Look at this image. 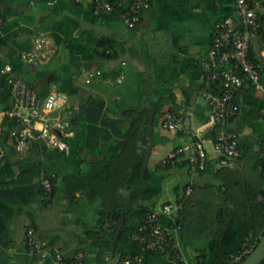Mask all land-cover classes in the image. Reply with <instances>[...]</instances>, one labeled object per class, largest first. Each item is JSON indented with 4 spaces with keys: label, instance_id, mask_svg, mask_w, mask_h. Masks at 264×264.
I'll list each match as a JSON object with an SVG mask.
<instances>
[{
    "label": "crops",
    "instance_id": "obj_1",
    "mask_svg": "<svg viewBox=\"0 0 264 264\" xmlns=\"http://www.w3.org/2000/svg\"><path fill=\"white\" fill-rule=\"evenodd\" d=\"M150 2V9L142 14L138 27L133 31L126 29L115 15L95 14L89 0L76 3L73 0L0 1V19L4 20L0 32V65L8 66L37 92L44 86L49 90L54 86L58 92L64 93L66 102L56 117L61 120L70 119L71 110L78 112L80 105L92 97L101 100L104 107L99 114H92L96 112L92 109H88L87 112L99 116L105 114L126 126L124 109L138 103L141 75H148L150 72L149 65L143 60L144 53L156 64L167 66L169 81L165 87L172 90L173 112L181 118V123L176 131H167L168 133L160 135H165L166 144L172 145L168 154L178 148L186 149L167 169L159 168L166 156L162 157L159 163H150L152 150L147 164L148 188L155 196L144 203L149 208L163 203H174L177 197L184 194L185 185L197 184L200 187L214 185L216 187L214 191L222 193L224 188L215 171L240 169L246 164L245 171L251 174L249 168L253 164L252 161L242 158L233 161L229 166L221 167L217 164L218 156H211L206 151L208 157L206 171L191 174L188 161L193 155L195 141L202 140L204 146L208 143L213 145L209 135L214 127L207 126L210 108L199 92L203 88L202 62L206 57L216 24L226 17L232 15L235 17L233 1L150 0ZM256 12L258 17H261V31L264 33V0H260ZM54 35L63 40L69 39L71 44L69 46L66 42L57 44ZM39 37H45L48 45L38 54L35 64L31 67L20 60V54L33 49L34 41ZM98 39L112 40L110 53L116 54L115 60L101 63L94 60L96 58L92 50ZM251 47L263 65L259 83L264 87V47H259L256 40H252ZM97 51H101V48ZM96 70L100 72L98 75L95 74ZM91 74L94 76L89 77ZM87 80L89 82H86ZM49 81L48 87L46 83ZM4 98V94L0 93V152L3 151L4 155L5 151L7 155L5 161L0 159V182L16 178L24 170H35L40 162L48 172L52 175L57 173L58 177L66 174L71 176L86 174L90 162L104 156L97 154L100 147L92 148L84 144L85 147L81 149L82 144L76 139L74 131L66 138L70 139L68 156L61 157L48 149L42 151L40 147L32 157L11 150L9 146L11 147L12 143L6 134L12 127V121L6 120L4 116L3 108L9 105V100L6 101ZM201 99L203 101H200ZM234 102L238 107V113L231 122V129L239 138L255 140L252 134L254 128L260 126L264 130V93L255 89L239 90L234 96ZM168 108L165 106L162 110V117L168 112ZM62 111L64 118H60ZM85 113L83 112L84 118ZM37 180L34 179V182ZM166 185L169 187H165ZM217 187L221 189L217 190ZM126 195L125 190L118 191L119 198ZM74 196L72 200L74 206L61 192L45 209L41 208L38 201L28 208L27 211H31L36 217L35 233L40 242L45 243L53 252L68 256L77 251H85L83 264H118L124 255H141V248L128 238V241L124 240L119 245L117 243L115 255L104 257L103 261L98 259L92 249L95 242L86 238L88 233L100 231L96 224L98 213L93 211V204H89L80 192H75ZM96 203L99 205V201ZM87 210L95 216V225L91 227L78 217L85 215ZM175 219L176 216L170 219L173 220L172 225L175 224ZM29 224L30 220L25 212L22 208H17L10 223L16 242V246L8 251L14 260L13 263L54 264L51 258L38 260L25 249L24 238ZM133 225L137 226L138 221L133 222ZM178 234L176 228L172 238L181 250L183 263L195 264L198 251L203 250L210 239L196 241L192 247L182 249ZM73 237H76L78 242H74ZM148 264H167V259L164 256H155L152 260L149 259Z\"/></svg>",
    "mask_w": 264,
    "mask_h": 264
},
{
    "label": "trees",
    "instance_id": "obj_2",
    "mask_svg": "<svg viewBox=\"0 0 264 264\" xmlns=\"http://www.w3.org/2000/svg\"><path fill=\"white\" fill-rule=\"evenodd\" d=\"M74 3L76 2L74 1ZM141 18L142 15L140 20ZM258 19L261 23V17ZM3 22L4 20L0 25V32ZM138 25L139 23L133 31ZM53 27L52 30H54ZM54 39L57 44L64 42L67 46L71 44L69 39L63 40L55 35ZM95 42L92 51L96 58L94 60L98 63L117 58L116 54L111 55L110 53L112 40L98 39ZM99 48L101 51H97ZM249 55L252 60L258 61L251 45ZM143 60L146 65H149L150 72L148 75H141L138 103L133 107L124 109L123 116L127 121L126 126L120 124L116 119H110L105 114L99 116L87 112L88 109H92L96 111L92 114H99L104 107L101 100L92 97L80 105L78 112L71 110L67 130L74 131L76 139H79L82 144L80 148L83 149L85 146L100 147L97 154L104 155L97 161L90 162L86 174L81 173L77 176L66 174L58 177L57 173L52 175L48 172L40 162L36 165L35 170H24L16 178L0 182V264H15L8 251L16 246L10 228L16 209L22 208L30 220L28 228L31 227L35 231L36 217L34 213L27 211L28 208L38 201L41 208L45 209L61 192L68 198L71 205H73L72 200L75 197V192H80L89 204L99 201L100 209L97 211L96 224L100 231L86 235V238L95 242L91 247L98 259L103 260L104 257L116 254L117 247L114 248V239L122 218L124 219V229L119 237L118 245L124 240L128 241L130 231L135 227L133 222L138 221L139 224L143 214L149 208L144 203L155 196V193L148 188V168L143 177L140 174L145 150L149 144L150 109L155 103L156 111L152 122L154 146L167 142L166 137L155 131L158 125V115H162L165 106L169 107L168 112L174 113L172 90L165 87L169 81L167 66L156 64L145 53ZM2 67L4 66L0 65V93L4 94V100H9V105H5L3 108L6 112L11 109L12 105L7 85L8 80L14 77H22L13 73L11 69L9 72H2ZM95 72L99 71L96 70ZM23 80L25 81V79ZM46 85L49 87L50 81ZM187 89L190 90L191 88ZM50 90L44 86L38 92L39 97L44 99ZM83 112H86L84 114L86 118L83 117ZM4 116L7 120L8 117ZM234 120L235 117L231 121ZM12 124L14 125L13 121ZM220 131L219 127L212 129L209 135L212 141L216 139ZM253 131L255 140L239 138L240 156L236 159L244 158L252 161L253 164L249 168L251 174L247 173L245 169L243 170V167L242 169L215 171V175L224 188L222 193L214 191L216 189L214 185L200 187L197 184H192V194L185 199L182 210L175 215L176 219L173 226L178 228L179 243L182 249L192 247L196 241L210 239L206 247L198 251L195 264H231L234 256L242 251L246 243L251 247L259 234L264 236V169L259 159L260 152L264 151V130L258 126ZM6 136L9 139L8 132ZM66 142L69 146L70 139H66ZM84 144L86 145L84 146ZM39 147L42 151H47L44 146L34 142L30 145L27 155L32 157L39 151ZM9 148L15 151L13 146H9ZM5 153L4 151V155L0 156L3 161L7 158ZM56 153L61 157L69 154ZM159 166L160 169H167L171 163L167 162L165 165L161 163ZM206 169L207 166L205 170L198 172L203 173ZM34 179L38 180L34 182ZM42 179H47L51 183L49 198H46L47 195L42 188ZM186 186L183 187V193ZM120 189L127 192L125 197L120 196L119 198L118 191ZM218 189L219 187H217ZM183 195L177 197L174 203H180L184 199ZM259 198H263V200L258 201ZM110 220L114 221V224L106 232L103 231V225ZM162 221L172 226L169 219L164 217ZM171 239L174 242V239ZM25 249L30 252L26 244ZM50 251L53 253L51 249ZM78 252L80 251L70 256L63 255L68 257V260H72ZM80 253L85 258V251ZM141 255L144 257V264H148L149 259L152 260L155 256H163L159 252L144 249ZM180 264L185 263L181 262Z\"/></svg>",
    "mask_w": 264,
    "mask_h": 264
},
{
    "label": "built area",
    "instance_id": "obj_3",
    "mask_svg": "<svg viewBox=\"0 0 264 264\" xmlns=\"http://www.w3.org/2000/svg\"><path fill=\"white\" fill-rule=\"evenodd\" d=\"M232 1L236 15L224 18L213 30L210 46L202 62L203 88L199 91L210 108L207 126L221 129L213 141L214 150L219 153L217 164L221 167L229 166L240 156L239 136L231 129V120L238 113V107L234 102L236 92L255 89L264 93V87L259 83L263 65L259 61L252 60L249 55L252 40H256L259 47H264V33L261 31L256 12L260 0ZM89 2L95 14L115 15L128 30H133L139 23L142 13L151 7L150 0H89ZM47 45L45 37L37 38L33 49L22 52L20 59L27 65L33 66L38 54L47 48ZM9 70L8 66L2 67V72H9ZM98 74L99 72L96 73ZM93 76V74L89 75V77ZM7 85L12 105L4 115L14 123L8 131V137L15 151L27 154L31 143L37 142L48 150L68 154L66 138L71 135V131L67 130L69 121L51 116L63 107L66 95L52 86L46 97L42 99L35 89L18 77L10 78ZM180 123L181 118L178 115L167 112L162 118L161 127L172 132L179 128ZM185 149L178 148L171 151L161 163L163 165L167 162L175 163ZM2 155L3 151L0 153V156ZM259 159L264 169V151L260 152ZM188 161L190 173L205 170L208 157L202 140L193 143V155ZM41 184L49 198L51 183L47 179H42ZM191 194L192 187L187 186L183 195L184 199L180 203L168 202L148 208L141 222L130 231L129 240L138 245L141 250L163 254L168 264L183 262L178 244L171 239L177 227L173 226L174 223L169 226L162 219L165 217L170 220L182 210L185 199ZM260 200L263 198L258 199ZM170 221L173 222V220ZM112 224H114L112 220L106 222L102 227L103 231L106 232ZM261 239L262 235L259 234L251 247L246 243L242 251L234 256L231 264L242 263ZM24 240L31 254L38 260L44 261L51 258L54 264H83L84 257L80 252L75 254L72 260H68V257L59 252L52 253L45 243L37 239L31 227L26 230ZM118 264H144V257L124 255Z\"/></svg>",
    "mask_w": 264,
    "mask_h": 264
},
{
    "label": "water",
    "instance_id": "obj_4",
    "mask_svg": "<svg viewBox=\"0 0 264 264\" xmlns=\"http://www.w3.org/2000/svg\"><path fill=\"white\" fill-rule=\"evenodd\" d=\"M156 110V105L153 104L150 112H149V121H148V135H149V144L145 150L144 158H143V163H142V168H141V177L144 176L146 169H147V164L152 152V149L154 148V138H153V129H152V122H153V117L154 113ZM59 113V110L55 111L52 113V117H57ZM124 229V219L122 218V221L118 227V230L115 235L114 239V248H116L119 237ZM264 261V236L256 246V248L253 250V252L240 264H262Z\"/></svg>",
    "mask_w": 264,
    "mask_h": 264
},
{
    "label": "rangeland",
    "instance_id": "obj_5",
    "mask_svg": "<svg viewBox=\"0 0 264 264\" xmlns=\"http://www.w3.org/2000/svg\"><path fill=\"white\" fill-rule=\"evenodd\" d=\"M57 77V76H56ZM56 86V85H55ZM57 87V86H56ZM57 89V88H56ZM55 89V90H56ZM58 90V89H57ZM200 101H203L202 99L200 100ZM164 109V108H163ZM65 117V115H64V112L62 111V113H61V117L60 118H64ZM158 125H157V127H156V129H155V131L157 132V133H159V134H165V133H168L166 130H164V129H162V127H161V121H162V115L160 114V115H158ZM162 136V135H161ZM163 137H165V135H163ZM206 147V148H205ZM172 148V145H170V144H166V142L165 143H162V144H157V145H155L154 146V149H152L153 150V152H152V155H151V159H150V163L152 164V162H153V164L154 163H159L160 161H161V158L162 157H165V156H167V154H168V151L170 150ZM204 148H205V150L206 151H208V153H209V155H214V156H219L218 154V152H215L214 151V147H213V145H211V144H206V146H204ZM166 158V157H165ZM164 158V159H165ZM218 158V157H217ZM163 160V159H162ZM162 162V161H161ZM216 163V162H215ZM246 165V164H245ZM243 166V170L245 169V168H247V166ZM87 167L85 166V169H86ZM240 169H242V167L240 168ZM240 172H241V170H240ZM242 173V172H241ZM165 187H169V186H165ZM92 207H93V211H95V212H97L96 210L99 208V205L97 204V203H94L93 205H92ZM78 217H80V219L82 220H85L86 221V223H87V225H88V227H91V225H95V216L94 215H92L91 213H90V210H87V211H85V215H78ZM70 237V236H69ZM73 239H74V242H78V239L76 238V237H73ZM104 260V259H103ZM102 260V261H103Z\"/></svg>",
    "mask_w": 264,
    "mask_h": 264
},
{
    "label": "bare ground",
    "instance_id": "obj_6",
    "mask_svg": "<svg viewBox=\"0 0 264 264\" xmlns=\"http://www.w3.org/2000/svg\"><path fill=\"white\" fill-rule=\"evenodd\" d=\"M259 49H261V48H259ZM201 66V65H200ZM29 85V84H28ZM30 86V85H29ZM33 88V87H32ZM34 89V88H33ZM49 181V180H48ZM44 197H45V195H44ZM47 198V197H46ZM81 252V251H80ZM84 262V261H83Z\"/></svg>",
    "mask_w": 264,
    "mask_h": 264
}]
</instances>
